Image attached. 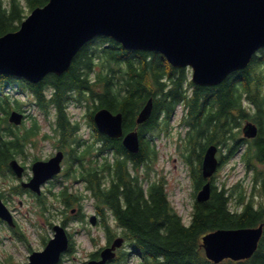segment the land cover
I'll list each match as a JSON object with an SVG mask.
<instances>
[{
	"label": "trees",
	"instance_id": "16d2710c",
	"mask_svg": "<svg viewBox=\"0 0 264 264\" xmlns=\"http://www.w3.org/2000/svg\"><path fill=\"white\" fill-rule=\"evenodd\" d=\"M48 1L25 0L24 6L22 0H0V35L18 30L27 9L31 12ZM12 86L28 90L30 103L46 113L54 106L59 133L56 145L67 150L70 164L65 176L86 184L109 241L120 233L128 242L112 264L125 262L131 255L137 256L140 264H264V233L254 255L239 261L215 263L201 245L202 236L210 231L264 224V169L258 167L264 165V48L245 69L216 86L189 81L188 68L174 67L160 52L126 49L107 36L87 42L61 75L51 73L34 83L0 74V174L11 171L9 161L24 153L37 132L36 120L27 130L16 129L9 121L12 110L23 106L18 95L12 96ZM150 98L152 114L138 124V114ZM71 100L89 107L94 133L91 143L78 136L79 122L69 112ZM180 104L184 107L181 122L186 127L184 158L190 164L195 191L206 181L202 159L211 144L219 146V169L239 157L245 168L253 171L251 190L242 182L219 186L212 180L210 198L194 201L188 221L172 204L163 181L148 182L157 159L154 139L162 131L168 132ZM103 107L122 112L125 132L138 128L137 153L130 152L121 138L98 130L94 114ZM247 121L259 128L253 139L243 136L242 126ZM53 194L66 209L84 198L68 185ZM45 198L38 197L39 205L47 210ZM108 212L118 230L111 226ZM73 248L72 243L68 251Z\"/></svg>",
	"mask_w": 264,
	"mask_h": 264
},
{
	"label": "water",
	"instance_id": "95a60500",
	"mask_svg": "<svg viewBox=\"0 0 264 264\" xmlns=\"http://www.w3.org/2000/svg\"><path fill=\"white\" fill-rule=\"evenodd\" d=\"M104 35L124 48L156 51L174 67H191L192 81L216 86L230 74L245 69L254 55L264 48V0H49L34 8L20 28L0 35V74L38 83L48 74H63L79 50L95 36ZM153 111V98L137 117L144 123ZM24 114L12 111L9 120L21 124ZM98 129L111 137H123L124 146L133 153L140 150L138 130L124 131L122 112L109 108L94 114ZM243 131L256 137L258 127L248 122ZM218 145L207 146L202 160V175L211 178L218 169ZM64 152L33 164L34 176L28 187L41 193V185L62 170ZM12 170L22 177L24 166L10 161ZM212 192L208 180L197 193L207 201ZM0 218L13 224L10 210L0 197ZM92 224L97 216L92 215ZM54 236L45 248L29 256L28 264H57L69 249L70 239L61 224L53 226ZM264 224L252 227L219 228L202 237L208 259L250 258L258 249ZM124 238L118 237L101 251L100 259L87 264H106L116 257Z\"/></svg>",
	"mask_w": 264,
	"mask_h": 264
},
{
	"label": "rangeland",
	"instance_id": "374dc122",
	"mask_svg": "<svg viewBox=\"0 0 264 264\" xmlns=\"http://www.w3.org/2000/svg\"><path fill=\"white\" fill-rule=\"evenodd\" d=\"M5 2L7 3V0ZM22 3L25 6V0H22ZM27 11L30 14V9ZM187 68L188 80L191 81L192 69H190L191 67ZM187 87L190 91L189 83ZM10 90L13 97L18 95L22 101H27L22 109L30 115L24 124L16 126V129L32 128L35 125V120L37 122V132L33 137L36 144L26 145L25 153L15 157L23 166L27 167L23 180H28L33 175L32 163L36 158L48 159L58 149L56 138L45 139L44 137L46 133L58 136V130L54 127L57 116L54 106L46 115L34 103H29L31 96L28 95V90H21L18 86L14 88L12 86ZM69 112L73 120L79 122L80 135L90 141L93 138V130L89 123L87 104H78L71 100L69 101ZM183 113L184 107L179 105L170 120L168 132L163 131L154 139L157 159L152 165L153 171L148 176L150 179L148 182L163 181L172 204L188 221L193 211L196 191L190 164L184 158L186 127L181 122ZM64 151L67 150L64 149ZM218 156L220 157V154ZM63 166L64 171L70 166L67 158L64 159ZM258 167L264 169L263 164H258ZM64 173L43 186L47 210L39 205L37 194L27 191L26 188H17L20 179L12 170L0 174V196L17 222L16 227H10L6 222L0 221V264H27L30 253L35 250H42L53 236L52 227L55 223L66 226L74 244L73 251L65 253L60 264H85L90 259L92 252L106 245V232L101 223L102 218L99 216L96 225L90 223V216L96 213V207L86 189V184L73 177L68 178ZM141 174L144 175V173ZM213 180L219 186L223 184L233 186L242 182L251 190L253 171L247 170L238 157L218 169ZM63 185H68L72 190L82 194L84 196L82 201L66 209L61 199L53 194V192H58ZM232 204L234 206L236 203L233 202ZM108 219L111 226L118 230L117 223L111 213ZM65 221L66 224H64ZM117 264H140V260L137 256L131 255L124 263L119 262Z\"/></svg>",
	"mask_w": 264,
	"mask_h": 264
},
{
	"label": "flooded vegetation",
	"instance_id": "af4514ba",
	"mask_svg": "<svg viewBox=\"0 0 264 264\" xmlns=\"http://www.w3.org/2000/svg\"><path fill=\"white\" fill-rule=\"evenodd\" d=\"M20 111H23V112H25L26 113V117H29V114L27 113V111L26 110H20ZM24 153H25V151H24ZM25 168H27V167H25ZM53 181V180H52ZM17 188H23L22 187V185H20L19 184V186L17 187ZM24 189V188H23ZM27 191H29V192H32L31 190H29V189H26ZM0 221L1 222H3L4 220H1L0 219ZM5 222V221H4ZM17 226V222H16V220H15V218H14V224H13V226L12 227H16ZM106 238H107V235H106ZM114 239V238H113ZM112 239V240H113ZM108 241H109V238L107 239ZM108 244V243H107ZM110 244V243H109ZM108 244V245H109ZM100 258V252H97L94 256L93 255H90V259H99ZM113 263V261H110V262H108L107 264H112Z\"/></svg>",
	"mask_w": 264,
	"mask_h": 264
},
{
	"label": "bare ground",
	"instance_id": "6f19581e",
	"mask_svg": "<svg viewBox=\"0 0 264 264\" xmlns=\"http://www.w3.org/2000/svg\"><path fill=\"white\" fill-rule=\"evenodd\" d=\"M99 36H104V35H99ZM95 37H97V36H95ZM95 37H94V38H95ZM107 37H109V36H107ZM111 38H112V37H111ZM92 39H93V38H92ZM92 39H91V40H92ZM116 41H117V40H116ZM88 42H89V41H88Z\"/></svg>",
	"mask_w": 264,
	"mask_h": 264
}]
</instances>
